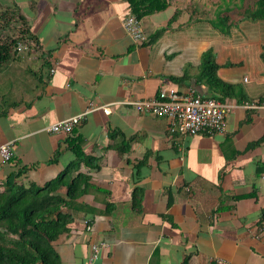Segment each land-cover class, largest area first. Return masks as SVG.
I'll list each match as a JSON object with an SVG mask.
<instances>
[{"label":"crops","instance_id":"crops-1","mask_svg":"<svg viewBox=\"0 0 264 264\" xmlns=\"http://www.w3.org/2000/svg\"><path fill=\"white\" fill-rule=\"evenodd\" d=\"M176 8L140 18L147 39L136 44L122 24L126 0H0V14L19 15L35 46L0 65V145L12 151L10 162L0 157V182L18 167L25 184L69 165L71 177L88 176L85 208L55 243L59 264H87L93 242L104 245L92 264H264V141L249 146L264 135V19L230 18L224 34L184 9L168 24ZM19 24L4 32L18 36ZM209 51L218 78L247 97L226 99L234 107L224 132L171 134L165 118L127 103L161 85L209 96L199 79ZM89 103L110 112L89 111L68 134L47 130Z\"/></svg>","mask_w":264,"mask_h":264},{"label":"trees","instance_id":"trees-1","mask_svg":"<svg viewBox=\"0 0 264 264\" xmlns=\"http://www.w3.org/2000/svg\"><path fill=\"white\" fill-rule=\"evenodd\" d=\"M130 14L140 19L154 11L165 9L171 0H126ZM242 3L244 0H238ZM232 0H221L214 10L213 18L199 16L194 7L184 9L190 14L189 22L195 18L207 20L211 26L221 33H228L231 26L229 12ZM182 9L176 8L168 24L175 20ZM200 13H205L201 11ZM241 14L251 20L264 19V0H255L244 6ZM20 22L18 36L14 32L6 33L13 23ZM0 65L11 53L12 45L18 39H34L27 35L22 18L12 11L0 14ZM217 64L207 52L199 68V79L210 89L209 97L226 102L234 98L237 103L247 100L239 85L223 82L216 75ZM264 99L258 98L260 103ZM264 141V135L253 141L249 146ZM78 152V150H76ZM82 153V152H81ZM80 151L77 156H80ZM12 157L10 158V160ZM10 160L5 162H10ZM89 163V157L86 158ZM74 163H71L73 165ZM71 167H65L55 177L41 185L33 182L23 183L19 180L24 167L10 170L0 182V264H59L60 258L55 249L57 240L65 234L75 221L74 212L84 209L78 198L88 188V176L77 172L71 177ZM257 173L264 171V163L258 164ZM65 187L64 193L60 189ZM141 189L135 187L131 192L132 206L140 203ZM259 228L264 226V210L262 211Z\"/></svg>","mask_w":264,"mask_h":264},{"label":"built area","instance_id":"built-area-1","mask_svg":"<svg viewBox=\"0 0 264 264\" xmlns=\"http://www.w3.org/2000/svg\"><path fill=\"white\" fill-rule=\"evenodd\" d=\"M123 27L131 40L136 44L146 41L147 35L144 32L140 20L133 14L126 15L122 20ZM35 48L31 39H18L11 47V53L22 52L28 48ZM54 63V61H53ZM55 71L54 66L49 68V72ZM137 112L150 113L156 117H163L168 123V132L178 134L182 137L190 136L197 132L208 134L222 133L226 130V115L234 107L230 102H222L216 98L209 97L197 92L193 87H188L184 91H178L173 87L161 85L156 94L149 98L135 99L128 101ZM245 106H248L245 103ZM101 108L105 114L110 112L109 105H95L89 103L88 107L75 115L56 121L47 130L51 132L70 133L74 127L78 126L85 118V115L93 110ZM0 157L3 161H8L12 157L10 143L0 145ZM86 230H90L89 219H83ZM103 242H93L90 244V254L87 264H92L99 256Z\"/></svg>","mask_w":264,"mask_h":264},{"label":"rangeland","instance_id":"rangeland-1","mask_svg":"<svg viewBox=\"0 0 264 264\" xmlns=\"http://www.w3.org/2000/svg\"><path fill=\"white\" fill-rule=\"evenodd\" d=\"M178 5H182V9H187L188 7H194L198 11L199 16H204L207 18H213L214 10L218 3L221 0H171ZM227 1V0H226ZM229 1V0H228ZM255 0H244L240 3L238 0H232L229 4L231 7V11L229 12V19L231 18L232 21H240L243 18L241 14V9L243 7L253 3ZM205 11V13H200L201 11ZM1 33V32H0Z\"/></svg>","mask_w":264,"mask_h":264}]
</instances>
